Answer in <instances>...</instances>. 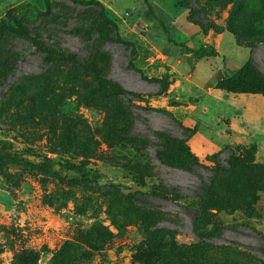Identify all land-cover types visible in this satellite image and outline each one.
<instances>
[{
  "label": "rangeland",
  "instance_id": "rangeland-1",
  "mask_svg": "<svg viewBox=\"0 0 264 264\" xmlns=\"http://www.w3.org/2000/svg\"><path fill=\"white\" fill-rule=\"evenodd\" d=\"M87 1L103 7L123 44H90L71 32L84 26L78 16L97 9L81 5ZM148 1L172 40L199 47L175 27L187 15L184 0ZM234 1L201 0L218 25L231 16L239 33L262 36L253 55L264 72V0L240 9ZM48 3L41 17L45 0H0V19L37 33L0 45V264H264V141H249L255 121L234 122L232 134L220 118L221 140L200 135L192 143L198 128L182 122L208 119L201 109L206 91H216L208 67L217 59L199 61L167 42L141 0ZM57 48L86 67L51 63ZM220 51L233 65L250 57L230 34ZM96 75L141 96L128 108ZM165 75L170 84L160 86ZM240 97L220 103L239 108L252 98ZM190 104L196 112L187 115ZM154 131L164 133L162 143ZM217 154L216 167L207 159ZM163 189L172 195L161 198Z\"/></svg>",
  "mask_w": 264,
  "mask_h": 264
},
{
  "label": "trees",
  "instance_id": "trees-1",
  "mask_svg": "<svg viewBox=\"0 0 264 264\" xmlns=\"http://www.w3.org/2000/svg\"><path fill=\"white\" fill-rule=\"evenodd\" d=\"M143 4L147 7L148 12L155 18L157 22L160 23V25L164 29V33L166 36V41L169 43H172L178 48H182L186 50V52L191 53L192 55L196 56L197 58H215L219 57V54L213 49L208 48L205 46H201L199 48H192L186 44V42H179L174 41L170 38V33L165 27V23L159 19L152 10V7L148 0H141ZM247 4L246 0H235L234 6L237 7V9L243 8V6ZM81 5L88 6V7H94L97 8L95 10L90 11L87 14H82L79 17L81 23H84V26L79 25L76 26L71 30L72 33H75L79 38L82 40L91 43H102L105 41H111V42H118V43H124L120 37L117 35L116 32H114L113 28L116 31V27H114V24L108 20L106 15L103 12V7L94 1H87V2H81ZM205 4L201 2V0H184L182 2V8L187 11V20L192 23L193 25L197 26L202 34H207L209 31H213L216 34H220L223 32L230 33L238 46L245 47L250 49V57L248 60L240 67L236 68L234 71H232L229 75L221 78L218 80L215 84V88L231 95H261L264 96V72L259 70L257 67V64L255 63L254 59V49L257 47V45L260 43L261 35L258 33H251L250 35H243L241 32L239 33V30L234 29L231 27L230 20L231 16L226 23L227 25L221 26L214 22V20L210 19L204 10ZM251 10V11H250ZM248 11V15L252 16L254 14V11L250 9ZM50 12V5L48 3V0H45V10L44 13L41 14L42 16H45ZM30 24L22 23L21 21L17 20L14 17L6 16L4 18L0 19V45L4 44L6 45L11 39L13 38H20V39H26V40H36V31L31 30L28 28ZM45 27V26H44ZM109 30V32H108ZM244 37L247 39L244 40ZM45 46L52 50L54 47L52 45ZM1 50V46H0ZM1 53V52H0ZM57 58L55 60H52L50 58L51 63H58V64H68L71 67L74 68H85V64L82 61H79L75 55L61 51L60 49H56L54 51ZM3 54V53H2ZM1 54V55H2ZM46 56L48 55L50 57V54L45 52ZM131 60V59H130ZM128 64L131 68L133 67V64L131 61H128ZM135 69V68H134ZM136 70V69H135ZM138 74L142 77V72L139 70H136ZM169 75H165L162 78V81L159 82V85H169ZM96 78L98 80L99 85H106L114 92V95L116 98H124L125 103L124 105L126 107H131L130 102L132 100H136L140 98V94L132 91L125 90L120 84H118L115 81L105 79L104 77L100 75H96ZM163 87H160L158 93L156 96H160L163 94ZM164 113L171 116L169 112L163 111ZM154 137L158 140V143H162L164 140V133L159 131L153 132ZM227 150L232 152L230 147H226ZM193 155V154H192ZM194 156V155H193ZM196 159H198L196 156H194ZM209 163L214 164L216 167L218 166V154L215 157H211L207 159ZM190 165V164H189ZM186 168L190 171H192V168L189 166H186ZM205 168V167H204ZM171 196L168 191L163 189L161 191V198H167L168 196ZM136 202L142 204L138 199L135 200ZM202 212L200 209L195 210V216H194V226L200 225V220L202 219ZM215 231L222 230V228H214ZM218 231V232H219ZM209 234V233H208ZM200 236L205 235V230L203 233L199 234ZM261 240L264 241V236L261 235ZM259 251L262 256H264V245H262L259 248Z\"/></svg>",
  "mask_w": 264,
  "mask_h": 264
},
{
  "label": "crops",
  "instance_id": "crops-1",
  "mask_svg": "<svg viewBox=\"0 0 264 264\" xmlns=\"http://www.w3.org/2000/svg\"><path fill=\"white\" fill-rule=\"evenodd\" d=\"M187 15H188V13H187ZM187 15L185 13V16H184V13H183V18H185V20H187ZM174 19H176V18H174ZM185 20L182 21L181 23L177 24V25L175 23L176 22L175 20L174 21L172 20L171 23L175 24L176 28H179L180 30L185 31V35L183 34L182 36L184 38H186V40H188V38L189 39H196L199 47L205 46L208 48H213L219 54L220 58L219 57L198 58L199 61L204 60V59L205 60L206 59H217L218 63L216 61H214V65L211 64L208 67V71H209L208 72V75H209L208 81H210V83H212V82L216 83L218 80L229 75L232 71H234L236 68L242 66L245 63L244 62L240 66L239 65H233L231 63V61L229 59H227L226 55L221 53L220 49H221L222 40L224 39V36L226 34H230V33L223 32L220 34H216L213 31H209L207 34H202V32L200 31V29L197 26L193 25L188 20H187L188 23H185L186 22ZM234 42H235V39H234ZM186 44L189 46V44H192V43H190L189 41L188 42L186 41ZM235 45L237 47H241V46H238L236 44V42H235ZM195 47H196V45H195ZM241 48H245V47H241ZM245 49L249 50L248 48H245ZM221 56H223V57H221ZM221 61L222 62L224 61V62L222 63ZM198 64H196V67H195L196 70L194 69L195 74L198 71V69H197ZM214 77H217V78L214 79ZM206 80H207V78H206ZM206 80L203 82L207 83ZM177 82L178 81L175 82L174 86L176 85ZM171 86H172V84L169 86L170 89L168 88V92L173 91V87H171ZM215 90L216 91H212V92L210 90L206 91L207 97L205 98V100H208V102H206L203 105L204 107L201 109L203 112V115H205V114L207 115V116H203L204 119H205V117H208V119H205V120L200 119L197 121H188L187 119L186 120L182 119V122L184 125H190L193 123L192 125L195 126L196 128H198L196 130V132L192 135V137L189 141L192 143V140L194 139V137L198 138L200 135L206 141H211V140L216 141L217 138H219L222 134V130L221 129L219 130V128H217L219 125L221 127V124L219 122H222V121H219L220 118L224 119V121H228L230 128H231V131H232V134L234 131V122H236V121H238V122H240V121H255L254 122V126H256L255 127V134H254V136L252 135V138L249 141H252V142H258L259 140L264 141V101L256 102L259 99H256L253 97V96H260L262 98L261 100H264V96H261V95H238L239 96L238 97L237 95H235V96L231 95V94L229 95V94H226L220 90H217V89H215ZM198 91H199V89H198ZM213 92H215V93H213ZM240 96H252V98L248 101V103L247 102H243V103L240 102L239 104L242 106H240L239 108H237V106L236 107L232 106L229 108L224 107V104L220 103V101L230 100V98H233L235 100H237L238 98H242V101H244L245 100L244 97H240ZM185 108L187 110L186 114L190 115V114L196 112L195 110L197 107L194 104L193 105L190 104L189 106H187ZM246 109H248V110H246ZM207 110H209L210 113L207 112ZM246 111L247 112L250 111V114H247ZM250 117H253V120H251ZM260 122H261V125H260ZM214 127H216V128H214ZM229 138L231 139L232 136L229 135ZM220 140H221V137H220ZM230 141L231 140H229V142ZM195 144H197V143L194 142V144H191L192 150L199 149L200 145L195 146ZM213 147H215L216 151H217V150H219L220 145L217 144V146H213ZM261 160H264V159H261Z\"/></svg>",
  "mask_w": 264,
  "mask_h": 264
}]
</instances>
